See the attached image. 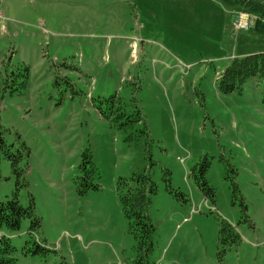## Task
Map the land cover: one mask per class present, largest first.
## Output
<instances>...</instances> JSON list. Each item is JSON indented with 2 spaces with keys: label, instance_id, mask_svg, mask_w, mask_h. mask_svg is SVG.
Instances as JSON below:
<instances>
[{
  "label": "rangeland",
  "instance_id": "obj_1",
  "mask_svg": "<svg viewBox=\"0 0 264 264\" xmlns=\"http://www.w3.org/2000/svg\"><path fill=\"white\" fill-rule=\"evenodd\" d=\"M261 19L223 0H0V201L33 210L5 229L14 264L132 263L117 186L142 172L150 260L264 264L263 82L219 91Z\"/></svg>",
  "mask_w": 264,
  "mask_h": 264
},
{
  "label": "trees",
  "instance_id": "obj_2",
  "mask_svg": "<svg viewBox=\"0 0 264 264\" xmlns=\"http://www.w3.org/2000/svg\"><path fill=\"white\" fill-rule=\"evenodd\" d=\"M230 7L238 6L264 19L263 0H223ZM257 21L247 31L239 32L236 37V54L223 70L219 91L222 94H231L241 91L244 85L253 77H260L263 82L264 91V22ZM264 104V92H263ZM124 116V114H121ZM205 169L200 170L201 186H206L209 195L214 194L205 178ZM89 187L98 188L91 184ZM88 187V188H89ZM156 185L149 174L138 173L132 178H121L118 182L117 192L123 207V211L129 221L131 231L139 238V252L130 264H158L150 260L154 250L153 233L155 226L149 219L148 208L150 196L156 192ZM17 194L0 201V264H14L15 251L5 229L17 230L21 227L22 220L31 217L32 207H24ZM35 224V223H33ZM34 254L45 251L39 244ZM28 252V251H27Z\"/></svg>",
  "mask_w": 264,
  "mask_h": 264
},
{
  "label": "bare ground",
  "instance_id": "obj_3",
  "mask_svg": "<svg viewBox=\"0 0 264 264\" xmlns=\"http://www.w3.org/2000/svg\"><path fill=\"white\" fill-rule=\"evenodd\" d=\"M246 14H249V13H246Z\"/></svg>",
  "mask_w": 264,
  "mask_h": 264
},
{
  "label": "crops",
  "instance_id": "obj_4",
  "mask_svg": "<svg viewBox=\"0 0 264 264\" xmlns=\"http://www.w3.org/2000/svg\"><path fill=\"white\" fill-rule=\"evenodd\" d=\"M235 36H236V34H235Z\"/></svg>",
  "mask_w": 264,
  "mask_h": 264
}]
</instances>
